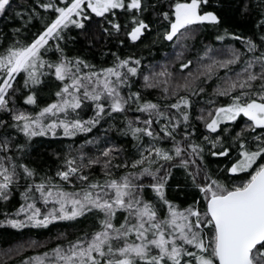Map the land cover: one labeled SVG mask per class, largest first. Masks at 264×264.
Returning a JSON list of instances; mask_svg holds the SVG:
<instances>
[{"label": "snow or ice", "instance_id": "1", "mask_svg": "<svg viewBox=\"0 0 264 264\" xmlns=\"http://www.w3.org/2000/svg\"><path fill=\"white\" fill-rule=\"evenodd\" d=\"M13 3L0 0V18L17 22L0 32V201L22 189L23 203L4 222L93 225L19 264H264V0L257 38L221 32L209 0H34L21 10ZM94 26L119 45L143 44L155 28L156 40L176 50L178 75L131 55L113 53L111 65L98 67L69 54L71 32L91 44ZM209 28L217 41L243 47L197 49ZM49 88L53 98L39 102ZM94 129L130 137L132 151ZM36 137L71 141L54 176L23 160ZM208 156L222 158L223 168L210 169ZM174 169L183 170V184H170ZM170 189L193 190L191 202L178 203ZM37 246L31 240L4 255Z\"/></svg>", "mask_w": 264, "mask_h": 264}, {"label": "trees", "instance_id": "2", "mask_svg": "<svg viewBox=\"0 0 264 264\" xmlns=\"http://www.w3.org/2000/svg\"><path fill=\"white\" fill-rule=\"evenodd\" d=\"M166 3V0H163ZM260 0H209V10L217 11L221 15L223 20L222 29H227L229 32H234L239 35L258 37L259 29L256 27L260 18L261 9L259 7ZM245 5L247 11H245ZM35 6L34 0H14L13 7L17 10L27 9ZM43 12V10H40ZM148 19H154L151 10L146 13ZM123 23V19L118 17ZM17 23L16 21H9L7 19L0 18V32L9 33L11 26ZM35 28H40L41 23L39 20H33L32 22ZM35 31V29H33ZM80 30H73L72 36H76L74 42H70L68 45V51L71 55H80L87 59L92 64L100 66L111 65L114 57L113 53H117L121 56H134L140 58L142 65L147 67L152 65L163 66L168 64L170 70L177 72L179 60L175 58V51L170 43H164V41L156 40L155 28L152 33L148 35V38L144 40L143 44L138 42L137 45H132L126 41L125 45H119L116 36H105L101 39L99 29L94 26L90 32V36H94L95 39L91 44L86 42V37L83 35H77ZM217 34L216 29H207L199 33L196 37L195 46L197 49L203 48L204 45H212L213 48H220L222 45L234 44L236 47L242 48V44L239 41H232L231 38H227L225 41H217L215 36ZM30 35V33H29ZM119 39H124L121 35ZM155 41V42H154ZM54 55V54H53ZM187 56H194V52L186 53ZM173 64L175 67H173ZM187 71V70H185ZM223 74V70H221ZM218 81L216 78L208 81L205 85L207 92L210 93L212 88ZM139 81L134 86L133 90L139 86ZM54 88H49L44 93H41L38 97L39 102L44 103L50 101L53 97L51 95ZM143 92V89H141ZM152 90H149L151 93ZM145 93L146 98L155 99L154 94ZM200 99V98H196ZM224 99V98H220ZM23 101H21V104ZM203 106V100L200 101ZM129 117L137 115V113L130 112ZM203 131V129H200ZM2 132V130H0ZM91 135V134H90ZM101 137L110 139L115 144L123 146L128 152L132 151V141L130 137H124L116 129H110L107 133L103 131ZM18 140L22 143L23 137L18 136ZM83 137H78L77 141L82 142ZM71 143L70 140L64 138L62 141L53 140L49 137H36L31 142V147L27 150V155L23 160L30 167H34L40 173H46L47 175L54 176L55 171L61 166L63 155L67 150V145ZM78 146V145H77ZM60 154L59 158L56 155ZM222 158H215L208 156L206 162L213 171L219 168H223V164L219 163ZM183 184V170L174 169L173 179L170 184L175 183ZM23 183V181L21 182ZM22 189H17L13 192L9 201H0V264H19L23 257L29 255H35L43 251L49 250L57 244L65 243L66 240L73 239L75 236L81 234V230H90L92 222L81 218L79 221H60L56 222L55 226L49 225L48 228H36L26 227L24 229H15L11 225L5 223V213H8V218H16L15 212L23 203L20 192ZM170 193L174 196L178 203H184L185 201L191 202L193 190H187L185 194L177 195L174 189H170ZM22 218V217H20ZM61 233L65 234L61 236ZM35 240L38 246L35 248H25L21 255H9L6 257L4 252L8 249L16 248L19 244H27V242Z\"/></svg>", "mask_w": 264, "mask_h": 264}, {"label": "rangeland", "instance_id": "3", "mask_svg": "<svg viewBox=\"0 0 264 264\" xmlns=\"http://www.w3.org/2000/svg\"><path fill=\"white\" fill-rule=\"evenodd\" d=\"M164 43L166 44V43H168V42H167V41H164ZM105 127H107V125H105ZM93 133H94L95 135L101 137V135H102V133H103V130H100L99 132H97V131L94 129V130H93ZM11 255H14V254H11Z\"/></svg>", "mask_w": 264, "mask_h": 264}]
</instances>
